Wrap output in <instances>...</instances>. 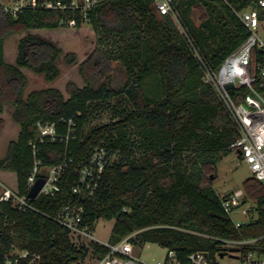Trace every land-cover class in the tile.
<instances>
[{
  "label": "trees",
  "instance_id": "1",
  "mask_svg": "<svg viewBox=\"0 0 264 264\" xmlns=\"http://www.w3.org/2000/svg\"><path fill=\"white\" fill-rule=\"evenodd\" d=\"M35 1L70 5L73 0ZM255 1L174 0L200 58L173 20L157 13L153 0H98L87 20L81 9H28L13 19L0 6V116L13 107L18 127L17 139L0 160V178L25 194L35 160L49 168L68 163L59 194L33 203L38 212L4 207L0 255L16 246L30 254L19 264H75L90 253L96 259L106 256L109 249L98 242L76 246L56 222L59 210L71 202L83 204L84 223L94 229L101 220L115 221L114 244L127 238L139 247L157 244L181 261L199 251L215 255L218 242L212 238L264 237L263 183L253 177L244 182V202L254 203L251 212L257 220L242 228L224 213L212 186H205L207 172L217 170L240 133L214 86L205 82L203 64L218 69L246 41L249 33L236 12ZM193 8L203 12L198 26ZM85 24L97 39L95 50L79 66L85 86L67 83L68 98L55 88L25 98L28 79L23 70L53 83L61 75L60 59L68 66L78 61L74 53L64 55L54 40L32 31L80 30ZM14 35L21 38L15 62L9 63L5 45ZM258 61L264 63V54ZM109 112L110 123L92 127ZM69 121L75 133L67 141ZM38 123L54 126L57 139L38 142L35 156L30 143L39 138ZM133 129L139 130L137 139ZM96 149H105L110 164L95 195L80 200L72 190L80 167ZM12 175L16 187L3 178ZM258 247L264 255V239Z\"/></svg>",
  "mask_w": 264,
  "mask_h": 264
},
{
  "label": "built area",
  "instance_id": "2",
  "mask_svg": "<svg viewBox=\"0 0 264 264\" xmlns=\"http://www.w3.org/2000/svg\"><path fill=\"white\" fill-rule=\"evenodd\" d=\"M155 9L160 16L170 17L188 43L200 58L193 39L187 35L182 26L181 15L174 5V0H153ZM98 3V0H73L70 5L61 2L45 1L38 3L35 0H0V6L10 18L17 19L25 10L43 9L53 11H75L81 9L84 19H88V12ZM241 23L248 31L246 41L231 55H229L218 69H212L203 64L205 82L216 89L218 96L225 106L230 117L236 123L240 139L234 143L231 150L240 151V156L249 167L252 177L264 184V63L258 61L260 54H264V0H257L249 8L236 12ZM232 87L229 89V87ZM68 141L75 133V124L69 121ZM39 138L30 143L36 156L38 142L45 138L56 141V129L52 125L37 124ZM72 161L70 160V163ZM110 164L105 149H96L85 164L79 169V181L74 186L73 196L90 199L99 188V183L106 168ZM68 163L56 167H46L41 161L35 160L34 167L27 181L25 194L9 187L0 178V215L4 207H11L18 212H38L34 202L40 197L53 198L59 194L60 179L67 172ZM39 179L45 183L35 199L29 198V193ZM224 213L230 218L236 228H242L257 220L249 204L236 196L221 200ZM248 217L246 223L232 220L231 216L240 212ZM85 208L79 202H71L57 213L55 220L69 231L72 242L78 247H88L95 238V229L84 223ZM218 242L217 253L194 252L185 261L178 259L175 252L167 250L163 261L156 264H219L217 259L234 262L233 264H264V255L260 253L258 243L260 239L221 240ZM129 241L123 240L118 245L101 244L109 249V253L96 259L95 264H147L140 262L122 251V247ZM89 244H88V243ZM86 243L88 244L86 246ZM30 257L29 252L14 246L0 255V264H19Z\"/></svg>",
  "mask_w": 264,
  "mask_h": 264
},
{
  "label": "rangeland",
  "instance_id": "3",
  "mask_svg": "<svg viewBox=\"0 0 264 264\" xmlns=\"http://www.w3.org/2000/svg\"><path fill=\"white\" fill-rule=\"evenodd\" d=\"M198 8H193L191 13L194 23L198 26L202 23L203 12ZM33 34L40 35L44 38L54 40L55 43L61 47L64 51V55L67 53H74L77 56V64L68 66L64 63L63 58L58 63L59 70L61 72L60 77L53 83L45 81L42 75L31 73L28 70H24V74L28 79V86L25 91V98L35 92H39L48 88H55L62 91L66 98H68L65 89L69 82L75 83L78 87L83 88L85 82L79 74V66L85 61L95 50L96 37L92 28L85 24L80 30L76 28L61 29L58 31L47 30H35ZM21 37L14 35L6 41V61L14 63L16 59L17 42ZM115 102H112L114 104ZM13 107L7 106L5 108L4 115L0 116L4 121L3 129H0V160L5 156L8 144L11 141L17 139L18 127L12 120ZM112 120L111 113H104L102 117L92 124V127L104 125L110 123ZM134 139L138 138L139 130L133 129ZM189 158V156H187ZM187 158V159H188ZM3 178L9 182L13 187L17 185L16 175L3 176ZM206 185H211L213 190L217 193L221 200L230 196H236L241 201L246 200V194L244 191V182L252 178V173L244 163L242 157L236 150H232L229 154L218 164L216 171H208L206 175ZM248 206L245 209H250L254 203L248 201ZM232 220L246 223L248 217L242 215L241 211L236 212L231 216ZM115 221L101 220L96 225L95 238L101 244L118 245L112 241V232L114 229ZM88 243V242H87ZM86 243V246L89 244ZM122 251L132 256L140 262L147 264H156L163 261L167 254V249L162 248L157 244H147L145 246H135L130 240L122 247ZM219 264H233L234 262H228L226 260L217 259ZM96 258L90 253V256L83 263L75 264H95Z\"/></svg>",
  "mask_w": 264,
  "mask_h": 264
},
{
  "label": "water",
  "instance_id": "4",
  "mask_svg": "<svg viewBox=\"0 0 264 264\" xmlns=\"http://www.w3.org/2000/svg\"><path fill=\"white\" fill-rule=\"evenodd\" d=\"M231 88H232V87L230 86L229 89H231ZM231 151H232V150H231ZM238 154L241 155V154H240V151H238ZM44 183H45V180H44V179H39V180L36 182L35 186L32 188V190L30 191V193H29V198H31V199H35V198L38 196L40 190L42 189Z\"/></svg>",
  "mask_w": 264,
  "mask_h": 264
},
{
  "label": "crops",
  "instance_id": "5",
  "mask_svg": "<svg viewBox=\"0 0 264 264\" xmlns=\"http://www.w3.org/2000/svg\"><path fill=\"white\" fill-rule=\"evenodd\" d=\"M24 71V70H23Z\"/></svg>",
  "mask_w": 264,
  "mask_h": 264
}]
</instances>
